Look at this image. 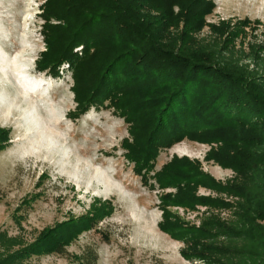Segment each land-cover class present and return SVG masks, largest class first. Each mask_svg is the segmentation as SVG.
Listing matches in <instances>:
<instances>
[{
	"label": "rangeland",
	"instance_id": "1",
	"mask_svg": "<svg viewBox=\"0 0 264 264\" xmlns=\"http://www.w3.org/2000/svg\"><path fill=\"white\" fill-rule=\"evenodd\" d=\"M46 1L0 0V264H79L87 247L96 249L97 264H240L251 240L219 231L237 228L252 205L244 191L253 192V177L264 171V116L245 104L244 116L230 121L215 103L207 136L162 146L151 167L137 171L121 112L109 100L81 112L69 61L57 73L37 66L46 25H59L44 17ZM68 1L84 17L107 9L114 24L121 12L135 11L154 41L146 60L170 57L164 71H154L159 81L172 68L205 63L207 107L225 86L217 74L233 75L263 100L264 0H212L203 10L201 0H176L171 12L155 0ZM125 23L111 33L130 42L135 36ZM170 78L145 94L151 112L160 114L164 93L182 85ZM167 164L176 178L163 188L157 174ZM60 242L64 253L53 252Z\"/></svg>",
	"mask_w": 264,
	"mask_h": 264
},
{
	"label": "trees",
	"instance_id": "2",
	"mask_svg": "<svg viewBox=\"0 0 264 264\" xmlns=\"http://www.w3.org/2000/svg\"><path fill=\"white\" fill-rule=\"evenodd\" d=\"M155 1L162 3L169 12H171L170 6L176 2V0ZM201 2L204 4L201 10L214 5L212 0H201ZM70 4L68 0L45 2L44 17L47 20L49 17L55 18L59 21V25H46L47 48L41 53L37 66L43 70L49 68L53 73H57V67L64 61H69L74 70L76 79L74 92L80 109L82 108L81 112L92 104L102 105L106 100L110 101L116 111L121 112L131 125L130 131L134 140L130 143L125 142V146L129 150L127 156L136 162L137 171L151 167L150 161L158 148L173 145L184 138L199 139L207 136L213 129L211 124L214 121L209 115L215 103H218L215 107H221L223 116L230 118V121H237L244 116L242 112L245 104H248L253 112L259 113L261 117L264 116V97L263 100L254 98L258 93L252 88H244L245 82L240 83L232 74L230 77H225L213 70L211 73L217 74V77L224 81L222 86L223 84L225 86L219 88L220 92L215 97H211L213 100L207 107L202 102L208 91L206 82L202 79L206 69L202 65L205 63L183 64L180 68L174 69L170 67L166 79L159 81V73L155 74L154 71L159 70L160 67L164 71L166 59L170 57L155 53L146 60L148 50L154 47V41L149 33L150 30L143 27L135 11L131 15L121 12L117 18L123 21L114 24L116 16L115 19L107 21L110 18L108 14L113 17L107 9L86 11L84 17L80 8L73 9ZM125 22H129V27L135 36L130 42L120 40L122 36H116L118 38L115 39L111 33L112 28L123 31L128 28ZM115 45H129L130 48L115 55L106 52ZM79 46H83L81 55L74 52ZM135 50L137 52L132 56ZM140 52L142 55L137 56ZM156 54L161 57L159 60ZM170 76L182 85L173 88L167 94L164 93L161 98L164 108L163 110L161 108L160 114L151 112L152 98L146 99L145 94L166 87L169 84L168 79H171ZM232 88L234 91L231 90ZM225 118L223 120H226ZM0 139L2 140L0 144L4 143L5 138ZM174 178L176 176L171 164L165 165L157 174L158 182L163 188L175 183ZM253 180V192L244 191L249 195L247 200L252 202V205L246 208L243 222L237 228L221 227L219 231L229 239L251 240V249L244 253L240 264H264V223H258L254 215L259 212L264 216V171L257 178L254 176ZM52 250L64 253V243L54 244ZM204 250L213 253L211 246H205ZM97 261L98 254L93 247H87L84 254L79 257V264H97Z\"/></svg>",
	"mask_w": 264,
	"mask_h": 264
}]
</instances>
